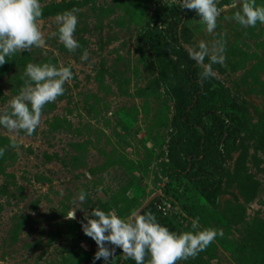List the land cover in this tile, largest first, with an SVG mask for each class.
<instances>
[{
	"label": "rangeland",
	"instance_id": "1",
	"mask_svg": "<svg viewBox=\"0 0 264 264\" xmlns=\"http://www.w3.org/2000/svg\"><path fill=\"white\" fill-rule=\"evenodd\" d=\"M40 3L46 47L6 57L0 111L24 86L28 63L70 67L73 78L31 136L0 126V264H105L93 262L84 210L126 219L151 200L166 208L157 222L172 232L192 231L197 217L223 230L177 264H264V24L230 19L231 0H218L215 34L173 0ZM73 8L80 47L69 52L53 33L56 15ZM217 39L226 59L201 85L187 47ZM110 264L129 263L116 248Z\"/></svg>",
	"mask_w": 264,
	"mask_h": 264
},
{
	"label": "clouds",
	"instance_id": "2",
	"mask_svg": "<svg viewBox=\"0 0 264 264\" xmlns=\"http://www.w3.org/2000/svg\"><path fill=\"white\" fill-rule=\"evenodd\" d=\"M173 4L182 10L195 11L205 31L215 34L218 17L224 11V8L217 6L218 0H173ZM231 7L238 10L230 19L240 26L248 28L255 27L257 22L264 24V5H257L256 0H231ZM78 12L79 9L73 8L55 17L57 32L53 35H58L59 41L69 52H75L80 47L74 38ZM41 16L40 0H0V66L8 62L6 57L10 58L18 52L46 47L44 34L38 24ZM187 52L189 58L202 68L199 73L201 85L217 75L212 65H223L226 59L224 44L218 39L211 43L200 40L196 46H188ZM206 58L209 60L207 64ZM88 59L89 54L85 50L81 60ZM72 78L70 67L28 63L21 77L24 86L0 111V126L10 134L18 135L23 131L31 136L41 123L44 106L63 96L64 85ZM11 146L16 147L14 141ZM5 151V148H0V157ZM86 195L83 190L78 193L80 203L85 201ZM76 210H70L65 219H74ZM84 221L86 223L81 222L83 233L97 245L93 262L102 259L105 264H110L115 257L116 248L122 250L123 259H132L135 264H177L178 261L196 257L217 236H223L222 229L201 228L198 217L191 220L192 231L179 234L159 224L150 212L141 214L132 211L125 219L114 210L105 212L92 208L91 212L84 210ZM81 247L87 249V245L82 244Z\"/></svg>",
	"mask_w": 264,
	"mask_h": 264
},
{
	"label": "trees",
	"instance_id": "3",
	"mask_svg": "<svg viewBox=\"0 0 264 264\" xmlns=\"http://www.w3.org/2000/svg\"><path fill=\"white\" fill-rule=\"evenodd\" d=\"M189 61H190V66L194 64V60L190 59L189 58ZM154 200H151L150 202H148V204H146L140 211L139 213L141 214H145V213H152L156 219L161 215H164V213L160 212L159 210H157L154 206ZM120 261V260H119ZM126 261L129 263V264H135V261H133L132 259H126ZM120 263V262H119ZM123 263V262H121Z\"/></svg>",
	"mask_w": 264,
	"mask_h": 264
},
{
	"label": "built area",
	"instance_id": "4",
	"mask_svg": "<svg viewBox=\"0 0 264 264\" xmlns=\"http://www.w3.org/2000/svg\"><path fill=\"white\" fill-rule=\"evenodd\" d=\"M158 209H159V210H162V213H165L164 210H165L166 208H163V207H161V206H158Z\"/></svg>",
	"mask_w": 264,
	"mask_h": 264
}]
</instances>
